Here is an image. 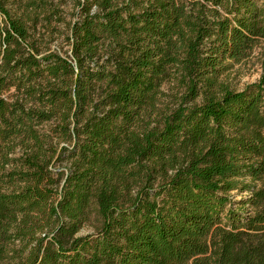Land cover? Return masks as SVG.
Returning <instances> with one entry per match:
<instances>
[{
	"label": "trees",
	"instance_id": "obj_1",
	"mask_svg": "<svg viewBox=\"0 0 264 264\" xmlns=\"http://www.w3.org/2000/svg\"><path fill=\"white\" fill-rule=\"evenodd\" d=\"M69 1L0 0V264H264V0Z\"/></svg>",
	"mask_w": 264,
	"mask_h": 264
},
{
	"label": "rangeland",
	"instance_id": "obj_2",
	"mask_svg": "<svg viewBox=\"0 0 264 264\" xmlns=\"http://www.w3.org/2000/svg\"><path fill=\"white\" fill-rule=\"evenodd\" d=\"M66 14L67 21L75 19V8L72 2H68L61 6ZM58 27L62 33H56L53 36V42L51 43L52 49L64 47V51L67 50L65 37L67 35L66 27L62 24H58ZM264 77V40L254 49L251 55L243 60L241 63L235 64L221 79L226 83L230 89L236 91H242L247 86L258 83ZM166 103L170 102L169 98L165 99ZM65 165V164H64ZM63 166V165H62ZM233 198L238 201L247 197V193L238 194V192L232 193ZM91 225L85 226L79 233V235L91 234L95 231Z\"/></svg>",
	"mask_w": 264,
	"mask_h": 264
}]
</instances>
